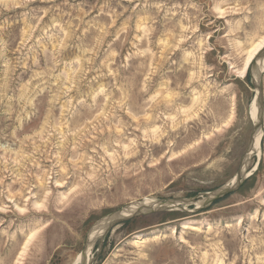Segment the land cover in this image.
I'll return each mask as SVG.
<instances>
[{
	"label": "rangeland",
	"instance_id": "rangeland-1",
	"mask_svg": "<svg viewBox=\"0 0 264 264\" xmlns=\"http://www.w3.org/2000/svg\"><path fill=\"white\" fill-rule=\"evenodd\" d=\"M255 48L264 0H0V264H78L108 214L196 195L94 264H264V114L239 190L194 210L246 150Z\"/></svg>",
	"mask_w": 264,
	"mask_h": 264
},
{
	"label": "water",
	"instance_id": "water-1",
	"mask_svg": "<svg viewBox=\"0 0 264 264\" xmlns=\"http://www.w3.org/2000/svg\"><path fill=\"white\" fill-rule=\"evenodd\" d=\"M264 55V48L256 54L254 59H252V62L250 64V69L248 72L249 78H250V84L253 86L255 89V95L253 98V104L256 105L257 107V113H256V120L253 121L252 123V130H251V136L249 138L248 144L246 146V150L243 153L240 161H239V167L234 175L233 179L227 183L224 184V186L215 189L213 191H210L208 193H205L201 195L202 200L198 202L199 207H196L194 210H198L200 208H205L207 206H210L211 203L224 198L226 195L232 194L239 190V187L244 183L245 179L247 178V167L249 164V161L253 156H251V153L253 152V146H254V136L257 135L259 132L261 133L262 131V125H263V114H264V101H263V89H262V78H263V71L264 69L260 68L259 66L256 65V59H260ZM253 155H258V154H253ZM198 196V195H196ZM195 196V197H196ZM193 197V198H195ZM171 199L167 198L164 201H153L152 200V205L151 204H145L144 200L142 201H137V206L133 208L131 211H127L129 209V206L127 205L123 207L122 209L115 211L113 213L108 214L105 218L99 220L96 224H94V227L91 229V231L95 227L101 226L103 229V232L101 235L95 238L99 240V245H98V252L101 250L104 239L107 237L108 233L117 225L122 224L123 222L129 221L138 215H147V214H152V213H158V212H166V211H175V210H183L187 211L186 208L183 206H180L181 203L185 204H190L191 199ZM98 225V226H97ZM89 232V234L91 233ZM89 234L87 235L86 238V244L83 250H81L79 256L80 260L78 261V264H94L97 255H94L90 257V249H89V259L86 260L87 255H85L87 247L90 245V241L88 239ZM95 242V241H94ZM94 245V243L91 245V247ZM85 260V261H84Z\"/></svg>",
	"mask_w": 264,
	"mask_h": 264
},
{
	"label": "bare ground",
	"instance_id": "bare-ground-1",
	"mask_svg": "<svg viewBox=\"0 0 264 264\" xmlns=\"http://www.w3.org/2000/svg\"><path fill=\"white\" fill-rule=\"evenodd\" d=\"M263 44V42L261 43ZM261 47V45H260ZM257 49L258 46H257ZM258 50H256V48L250 53L249 55V62H250V59L255 55V53L257 52ZM257 54V53H256ZM255 57V56H254ZM256 65L259 66L261 69L263 68L264 69V55L260 58V59H256ZM252 104V107H251V115H250V119H252V121H255L256 120V113H257V107L255 104H253V102L251 103ZM251 106V105H250ZM263 133L261 131V133L259 132L257 135L254 136V146H253V152L251 153V156H253V154H259V145H260V140H261V137H262ZM258 156V155H257ZM141 201V200H140ZM155 201V200H154ZM138 203V202H137ZM137 203H133L131 204V206H129V209L127 211H131L133 208H135L137 206ZM144 203L145 204H151L152 205V200H148V199H145L144 200ZM198 204V203H197ZM98 226V225H97ZM103 232V229L101 226L99 227H95L91 233L89 234V241L91 242L90 245L88 246V250L91 248V245L94 243L95 241V238L98 237L99 235H101V233ZM87 252V251H86ZM87 253H85L86 255ZM88 258H86L87 260ZM85 261V260H84Z\"/></svg>",
	"mask_w": 264,
	"mask_h": 264
},
{
	"label": "trees",
	"instance_id": "trees-1",
	"mask_svg": "<svg viewBox=\"0 0 264 264\" xmlns=\"http://www.w3.org/2000/svg\"><path fill=\"white\" fill-rule=\"evenodd\" d=\"M248 75V74H247ZM247 78V77H246ZM249 80H250V78H249Z\"/></svg>",
	"mask_w": 264,
	"mask_h": 264
}]
</instances>
